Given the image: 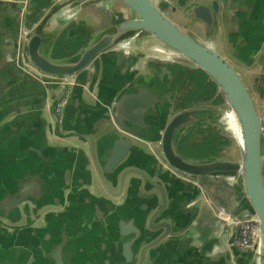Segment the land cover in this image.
Returning <instances> with one entry per match:
<instances>
[{
  "label": "water",
  "instance_id": "water-1",
  "mask_svg": "<svg viewBox=\"0 0 264 264\" xmlns=\"http://www.w3.org/2000/svg\"><path fill=\"white\" fill-rule=\"evenodd\" d=\"M74 1L82 4L89 0H45L33 8L31 0H0V4L14 7L17 16L18 37L13 46L17 67L42 84L59 89L49 112V124L57 135L85 141L90 173L111 198L121 202L115 204L111 198L95 196L89 189L85 201L77 203L69 198L68 209L58 196L54 198L56 203L61 202L58 204L49 202L47 195L34 196L31 180L21 175L14 184L5 185L9 191L6 195L2 194L6 188L0 187V264H159L160 246L184 229L195 208V199L190 200L189 211L176 220L172 201L177 199V192L187 189L186 182L202 192L199 209L208 208L216 218L222 234H226L225 246L233 263L244 259L249 264H264V0H161L164 7L186 22L188 26L184 27L171 20L153 0H116L130 11V17L98 30L69 55L55 58L51 54L58 45L67 46L85 33V28L71 27L57 39L54 30L46 31L55 12H65L64 5ZM235 3L240 8H234ZM36 14L42 15L28 24L29 15ZM190 27L200 32L202 39ZM217 39L223 53L213 47ZM139 40L144 43H136ZM128 41L135 44L122 51L126 55L136 53L135 59L140 55L156 58L157 54V58L175 57L202 70L222 93L226 110H221L222 115L213 113L207 122L200 114L209 112L210 107L187 101L186 93L177 94L167 69H162L163 74L154 71L145 79L138 77L100 103L101 94L94 95L91 88L96 71L89 73L86 91L80 86L85 83H79L77 77L96 67L103 53L123 47ZM236 66L248 73V82ZM77 86L81 89L71 102L73 121L68 119L67 123L71 126L82 119L84 130L61 134L65 109ZM83 107L97 110V117L90 123L79 113ZM227 114H232L239 132L238 137L229 128L237 145L235 156L223 149L205 157L180 152V139L192 138L196 128L215 125L223 132L228 129ZM141 145L156 161L155 171L153 163L148 168L131 162L134 150H144ZM169 173L176 180L163 184L162 177ZM205 177L220 178L237 187L238 198L229 207L215 203L202 181ZM43 184L45 181L40 180V192L44 191ZM110 184L117 185V190L112 191ZM131 191H141L147 197L136 203L139 213L124 212L135 201ZM59 204L62 210L54 211L53 205ZM80 204H92L95 210H82L77 206ZM32 214L37 222L30 218ZM242 216L255 224L256 239L250 248L235 242L237 220ZM21 217L25 222L19 221ZM101 234L110 240L98 246L94 236ZM106 243H113L109 252L117 253L115 257H102Z\"/></svg>",
  "mask_w": 264,
  "mask_h": 264
},
{
  "label": "crops",
  "instance_id": "crops-1",
  "mask_svg": "<svg viewBox=\"0 0 264 264\" xmlns=\"http://www.w3.org/2000/svg\"><path fill=\"white\" fill-rule=\"evenodd\" d=\"M44 1L31 0L30 8ZM174 1L178 2L180 0ZM183 1L186 2L188 0ZM115 4L116 7L123 8L124 15L122 17H115ZM64 7L66 9L65 12L62 13L59 9L51 17L49 29L46 31L54 30L58 34L57 39L61 38L67 29L71 27L85 28V33L75 38L67 46L58 45L57 49L53 50L51 54L55 58L69 55L75 48L84 44L91 35L98 32V30L108 27L111 23L121 18H128L131 15L130 11L121 2L116 0H89L82 4H76L74 1L65 4ZM235 7L240 8V5L235 3ZM41 15H29L28 24L36 22ZM16 37H18V20L14 7L0 4V187L6 188L2 194L6 195L9 192L5 185L9 183L14 184L17 178L22 175L31 180L29 183L33 186L32 193L34 196L47 195L49 202H52L58 196L62 198V203L60 201L56 203L55 200L52 203H61L68 209L69 198L70 200H75L77 203L85 201L89 189L95 196L105 199L111 198L89 171L91 169V161L87 153L85 141L79 137L72 136L65 138L57 135L54 132L55 128L49 124V112L60 93L59 89L42 84L17 67L13 58V46ZM139 41L136 43H144L141 42L142 40ZM127 43L126 47L135 44L132 41H128ZM135 54L126 55L121 49L114 47L99 56L96 61V67H90L82 72L77 77V81L85 83V85L80 86L84 87V91H86L90 85L88 75L90 72L94 73L96 71V77L91 88L94 95L98 94L100 96L101 94V99L99 100L103 104L118 94L129 82L134 81L138 77L145 79L151 75L145 74V69H143V67L146 68L147 58L140 55L139 58L135 59ZM181 65L197 76L201 83H206L202 88L206 89L209 93L211 92L219 101L211 102L212 104L198 102L210 107L209 112L200 114V116L206 117V121L208 122L209 117L213 116V113L215 114L216 112L222 115L221 110H226V107L216 85L202 71H199L198 68L186 62H181ZM153 70L155 73L159 72L155 68ZM241 71L245 72V76L248 79V73L243 69ZM90 78H92L91 75ZM80 89L81 87L77 86L72 90L71 99L65 109V123L59 130L61 134H68V131L75 129V131L84 130L82 119H78L77 123L75 122L71 126L67 123L68 119L70 123L73 121L70 119L71 102L73 96L79 93ZM262 108L264 114V101ZM95 111L97 110L93 111L83 107L79 113L87 116L89 120L87 119L86 122L90 123L91 119L97 117ZM223 125L225 124L223 123ZM224 132H228V129L226 128ZM224 132L222 131V134ZM187 137L189 138L190 136ZM228 137L230 141L222 149L226 151L227 148L230 149L232 146H235V154L231 155L235 156L237 154V145L232 143L231 135ZM185 138L183 139L185 140ZM142 147L144 148L143 151L138 150L136 152L134 150L131 155V162L136 166L141 165L148 168L151 165L150 163H153L155 164V168H153L155 171L158 168L156 161H153L150 157L149 150L145 146ZM179 150L184 156H190L181 151L180 145ZM162 178L163 184L176 180L175 176L171 173L165 174V177ZM40 180L45 181L43 192L38 190ZM202 181L209 192L210 198L219 205L229 207L238 198L237 187L228 185L227 182L220 178L205 177L202 178ZM36 182L39 183L35 184ZM186 183L188 185L187 189H181L180 192H177V199L172 201L174 203L176 220L181 219L189 211L187 205L190 203V200L195 199V208L191 210V215L184 229L160 246L159 264H234L231 253L225 246L226 234H222V229L219 228L220 226L216 218L210 213L208 208L203 207L199 209L198 202L199 199L203 198L202 192L199 188L192 187L194 184ZM109 186L112 191L117 190V185L110 184ZM125 191L130 192L127 188ZM10 192L13 193L14 191ZM131 192L133 193L134 191ZM133 195L136 201H134L135 204L132 203L131 206H128L124 210L128 214L132 211L139 213L136 203H141L147 199L146 195L141 191L134 192ZM113 201L115 204L121 202L118 199H113ZM80 205L77 206L82 210L85 209V211L90 212L93 209L95 210L92 204ZM53 206L54 211L62 210L60 204ZM29 207L32 208L33 206L30 205ZM99 208L105 210L102 204H99ZM30 218L33 222H37L33 214ZM19 221L25 222V217H21ZM104 224L102 222V225ZM111 224L113 225V223ZM88 227L91 228V225L88 224ZM116 227L117 225L115 224V230ZM89 230L91 232V229ZM113 234H116V232ZM94 240L96 245L100 246L102 242L105 243L106 240L110 239H106L101 234L99 237L95 235ZM106 248L107 250L101 254L102 257H109L111 254H114L113 252H109L110 249L114 248L113 243H106ZM238 264L249 263L241 259Z\"/></svg>",
  "mask_w": 264,
  "mask_h": 264
},
{
  "label": "flooded vegetation",
  "instance_id": "flooded-vegetation-1",
  "mask_svg": "<svg viewBox=\"0 0 264 264\" xmlns=\"http://www.w3.org/2000/svg\"><path fill=\"white\" fill-rule=\"evenodd\" d=\"M213 47L217 49L219 52L223 53L221 48V42L218 39L213 42ZM148 63H146L147 64L146 68L143 67V69H145V74L146 73L147 75L152 74L154 71L153 68H155L158 71H161V74H163L162 69L169 70L173 75L172 88L177 87L178 89L177 94L183 95L186 93L185 99L187 101L193 100L195 103L205 102L207 104H212L211 102H219L216 96H213L211 92L209 93L206 89L202 88L206 83H201L197 76H195L193 73H191V71H189L187 68L181 65L180 61L167 60L165 57L161 56L159 59H154V60L150 59ZM235 69L239 73L241 78L245 82H248V79L245 76L246 75L245 72L241 71V69L237 66L235 67ZM199 71L202 70L199 69ZM202 73L205 74L203 71ZM222 99L223 102H225L223 95H222ZM228 136H229L228 132H224V134H222V130H220L215 125L210 126L208 129L196 128V131L194 132V136L192 138L187 137L185 138V140L184 139L180 140L179 145L182 152L185 150L188 151L191 148H195V147L213 146L215 147L214 150L215 153L222 151V147L228 145V142L230 141V138Z\"/></svg>",
  "mask_w": 264,
  "mask_h": 264
},
{
  "label": "rangeland",
  "instance_id": "rangeland-1",
  "mask_svg": "<svg viewBox=\"0 0 264 264\" xmlns=\"http://www.w3.org/2000/svg\"><path fill=\"white\" fill-rule=\"evenodd\" d=\"M159 7H161L167 14V16H169V18H171V20H173L177 25H179L180 27H184V26H188L187 24H185L186 22H183L177 15L173 14L172 11H169L168 8L164 7L163 4H162V1L161 0H153ZM123 8H118L116 7V4H115V17L116 18H119V17H122V15H124V12L122 10ZM108 10V9H107ZM126 15V14H125ZM191 30L194 32V34L199 38V39H202L201 37V34L200 32L194 30L192 27H190ZM91 33V32H90ZM119 49L123 50V47H118ZM134 49V48H133ZM126 51H128V49H126ZM131 51H132V48H131ZM153 53V51H151ZM150 55H153V54H150ZM156 58H147V63L148 61L151 59V60H154V59H159L157 57H159L157 54L155 55ZM167 60H176L175 57H166ZM228 133L229 135H231V139H232V143L235 144V140L233 139V135H232V132L231 130L228 128ZM235 147V146H234ZM234 147L232 146L230 149L227 148V152H229V155H234L235 154V149ZM214 150H215V147H209V146H202V147H195V148H191L190 150H185L183 151V153H187V155H190V156H194V157H205V156H208L209 153H212V154H215L214 153ZM226 152V154H227ZM211 155V154H210Z\"/></svg>",
  "mask_w": 264,
  "mask_h": 264
},
{
  "label": "built area",
  "instance_id": "built-area-1",
  "mask_svg": "<svg viewBox=\"0 0 264 264\" xmlns=\"http://www.w3.org/2000/svg\"><path fill=\"white\" fill-rule=\"evenodd\" d=\"M237 224L239 230L235 242L244 248L252 247L256 239L254 222L248 216H242L238 218Z\"/></svg>",
  "mask_w": 264,
  "mask_h": 264
},
{
  "label": "bare ground",
  "instance_id": "bare-ground-1",
  "mask_svg": "<svg viewBox=\"0 0 264 264\" xmlns=\"http://www.w3.org/2000/svg\"><path fill=\"white\" fill-rule=\"evenodd\" d=\"M127 45H128V43H124L123 48L126 47ZM226 118H227L226 123H227L228 128H230L239 137L238 128H237V125L235 123V120H234L232 114L231 115L227 114Z\"/></svg>",
  "mask_w": 264,
  "mask_h": 264
}]
</instances>
